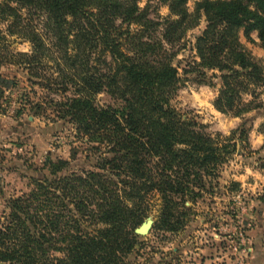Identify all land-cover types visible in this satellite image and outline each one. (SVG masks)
<instances>
[{"label": "trees", "instance_id": "16d2710c", "mask_svg": "<svg viewBox=\"0 0 264 264\" xmlns=\"http://www.w3.org/2000/svg\"><path fill=\"white\" fill-rule=\"evenodd\" d=\"M140 0H0V68H21L30 89L45 95L25 104L35 114L48 105L96 156L91 169L68 171L48 162V175L5 200L0 213V264H131L155 195L152 226L181 229L188 207L218 168L247 141L246 122L229 136H212L171 104L179 75L167 45L179 43L203 16L195 38L196 81L219 83L214 108L240 116L262 109L264 63L239 40L257 31L264 47V0H158L169 16L150 17ZM7 36L30 44L13 52ZM206 71L211 72L206 76ZM187 72V70L185 71ZM17 81L0 73V98ZM106 93L117 105L96 103ZM252 99L244 101L242 94Z\"/></svg>", "mask_w": 264, "mask_h": 264}, {"label": "rangeland", "instance_id": "374dc122", "mask_svg": "<svg viewBox=\"0 0 264 264\" xmlns=\"http://www.w3.org/2000/svg\"><path fill=\"white\" fill-rule=\"evenodd\" d=\"M199 0H187L192 12ZM147 6L150 17L162 20L169 16L167 5L158 0H140ZM206 25L202 16L196 27L187 30L175 45H167L174 52L172 64L177 68L179 83L171 104L182 115L193 118L204 130L215 136H229L246 122L247 141L237 145V151L219 166L216 176L209 178L195 201L188 207L181 229L168 232L153 228L139 235L135 250L129 255L131 264H264V117L262 109L240 116L217 111L213 102L219 83L212 77V86L196 81L191 67L198 58L194 51L195 38ZM5 32V24H0ZM247 40L242 30L239 40L257 59L264 63V47L257 31ZM8 48L13 52H28L30 44L16 36H7ZM187 70V72H185ZM2 76L17 81V86L4 89L0 98V213L5 200L32 188L31 176L48 175V162L69 161L68 171L91 169L94 155L87 154V145L75 136L74 128L53 118L48 105L45 113L35 114L20 102L27 93L31 100H41L42 90L30 89L25 72L4 64ZM206 76L211 72L206 71ZM258 102H264V87L256 90ZM244 101L252 99L242 94ZM96 103L117 105L106 93L96 96ZM160 207L155 195L146 218L153 224ZM145 218V219H146ZM144 219V220H145ZM143 220V221H144Z\"/></svg>", "mask_w": 264, "mask_h": 264}, {"label": "water", "instance_id": "95a60500", "mask_svg": "<svg viewBox=\"0 0 264 264\" xmlns=\"http://www.w3.org/2000/svg\"><path fill=\"white\" fill-rule=\"evenodd\" d=\"M153 220L151 218H146L138 227L134 229L137 235H145L151 229Z\"/></svg>", "mask_w": 264, "mask_h": 264}]
</instances>
